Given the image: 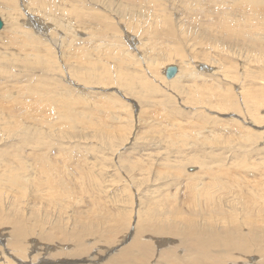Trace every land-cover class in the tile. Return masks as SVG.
<instances>
[{
    "label": "rangeland",
    "instance_id": "rangeland-1",
    "mask_svg": "<svg viewBox=\"0 0 264 264\" xmlns=\"http://www.w3.org/2000/svg\"><path fill=\"white\" fill-rule=\"evenodd\" d=\"M213 1L0 0V264H105L135 231L149 251L132 264H264V230L244 220L264 216V45L242 43L239 20H264V0ZM224 15L229 30L213 29ZM157 210L166 222L148 220Z\"/></svg>",
    "mask_w": 264,
    "mask_h": 264
},
{
    "label": "bare ground",
    "instance_id": "bare-ground-1",
    "mask_svg": "<svg viewBox=\"0 0 264 264\" xmlns=\"http://www.w3.org/2000/svg\"><path fill=\"white\" fill-rule=\"evenodd\" d=\"M183 1V0H182ZM197 1H199V0H197ZM204 1V0H203ZM221 1H226V0H219V1H213L217 6H219L220 8H222L223 6H222V3L223 2H221ZM229 2H231L233 5H234V3H238V4H241V3H244V5H242L240 8H239V10L240 9H244V10H246L247 8H248V6H246V5H249V4H252L251 2H246V1H248V0H243L244 2H240L239 3V0H228ZM241 1V0H240ZM134 2V1H133ZM201 2V1H200ZM226 3H227V1H226ZM225 2H224V4H226ZM237 6V5H236ZM225 8V7H224ZM223 9V8H222ZM221 9V10H222ZM232 9H235V8H232ZM224 11H225V9H224ZM236 11H238V10H236ZM221 12H223V11H221ZM3 13V12H2ZM44 14V13H43ZM240 14V16H241V19H239V20H242L243 22H245V24H247V26L245 27V28H243L242 29V34H240L241 35V41H242V43H244L245 45L247 44V46H250V47H252L253 48V50H255V52L257 53V52H259V51H261V50H258V48H261V49H263L262 48V45H264L263 44V41H264V32H261V23H259L260 22V19L261 18H257V15L255 16L256 17V19L254 20V17H253V15H254V13H252V14H249V13H246V12H243V13H239ZM256 14H257V12H256ZM250 17H253V20L250 18ZM259 17H260V15H259ZM34 18V17H33ZM219 18H221V19H219L220 21L217 23V24H215V25H213L212 24V28L213 29H219V24H221V23H223V26H222V24H221V26H222V29H223V31H226V30H229V28H230V26L232 25L231 24V19L233 18H231V17H226V15H224V16H222V17H219ZM238 19H233L232 21H234L235 23H236V20H238ZM19 20V19H18ZM40 20V19H39ZM248 20V21H247ZM262 20V19H261ZM212 21V20H211ZM246 21H247V23H246ZM263 22H264V20H262ZM42 22V21H41ZM262 22V23H263ZM43 23V22H42ZM234 23V24H235ZM239 23V22H238ZM36 25H37V23H36ZM43 24H41V26H42ZM48 25V24H47ZM235 25H237L238 26V24H235ZM235 25H234V28H235ZM45 26V24L43 25V27ZM240 26V25H239ZM40 27V26H39ZM226 27H228V29L226 28ZM233 27V26H232ZM203 28V27H202ZM202 28H201V30H202ZM208 28V27H207ZM210 28H211V26H210ZM234 28H233V30H232V28L230 29V31L231 32H233L234 33ZM42 29V28H41ZM37 30V29H36ZM47 30H49V29H47ZM53 30V29H52ZM18 31V30H17ZM38 31H40V30H38ZM205 31V30H204ZM20 32H22V31H20ZM41 32V31H40ZM216 32V31H215ZM227 32V31H226ZM26 33V32H25ZM217 33H218V31H217ZM229 33V32H228ZM232 33V34H233ZM44 34L46 35V33L44 32ZM48 34V33H47ZM224 34V33H223ZM245 34V35H244ZM23 36H25V34H23ZM202 36H204V35H202ZM226 36H227V34H226ZM230 36V35H229ZM229 36H227L228 37V39H229ZM231 36H233V35H231ZM234 36H235V34H234ZM1 38V37H0ZM25 38V37H24ZM23 37L22 38H19L20 40L22 39V41H23V39H24ZM29 39H31V37L29 38ZM207 39H209V38H207ZM221 39H222V37H221ZM227 39V40H228ZM211 40V39H210ZM236 40H237V38H236ZM12 41V40H11ZM24 41H26V39H24ZM232 41V40H231ZM238 41V40H237ZM236 41V42H237ZM2 42V41H1ZM33 42H35V41H33ZM6 44V43H5ZM12 44V43H11ZM238 44V43H237ZM240 44H241V42H240ZM9 47V46H8ZM37 47V46H36ZM231 49V48H230ZM5 50V49H4ZM252 50V51H253ZM264 51V50H263ZM254 52V53H255ZM247 53V52H246ZM256 53H255V55H256ZM252 54V53H251ZM255 55H253V56H255ZM263 54H261V56H262ZM257 57L259 58V59H261V57H260V53L259 54H257ZM255 58H256V56H255ZM256 62H260V60L258 61V59H254ZM262 60V59H261ZM10 64V63H9ZM230 64V63H229ZM257 65H258V63H256ZM215 65V64H214ZM224 65V64H223ZM169 66H171V67H174V66H172V65H167V67L165 68L164 67V69H163V77H164V75H166V70L168 69V68H170ZM262 66V65H261ZM229 67V66H228ZM175 69H176V73H175V76L173 77L174 79L175 78H177V77H179V72H180V70L179 69H177L176 67H175ZM221 69H223V68H221ZM231 71V70H230ZM228 72V71H227ZM245 73V72H244ZM224 74V73H223ZM223 74H222V76H223ZM227 74V73H226ZM225 74V75H226ZM5 76V75H4ZM221 76V77H222ZM227 76V75H226ZM247 76V75H246ZM207 77H209V76H207ZM219 77H220V75H219ZM248 77V76H247ZM173 78H171V79H168L167 77L165 78V80H167V81H173ZM223 79V78H222ZM223 81V80H222ZM230 81V80H229ZM245 82V81H244ZM254 82V81H253ZM233 83H235V81H233ZM214 85V84H213ZM233 85V84H232ZM239 85V84H238ZM246 85V84H245ZM254 85V84H253ZM210 86V85H209ZM216 86V85H215ZM226 86V85H225ZM236 86V85H235ZM202 88V87H201ZM215 88V87H214ZM244 88V87H243ZM249 88V87H248ZM257 88V87H256ZM206 89V88H205ZM222 90V89H221ZM252 90V89H251ZM190 91V90H189ZM210 91V90H209ZM211 91H212V89H211ZM223 91V90H222ZM221 91V92H222ZM191 92V91H190ZM213 92V91H212ZM220 92V91H219ZM218 92V93H219ZM218 93H216V94H218ZM235 93H237L238 94V92L237 91H235ZM235 93H234V95H235ZM236 94V95H237ZM256 95V94H255ZM193 96V95H192ZM212 96V95H211ZM217 96V95H216ZM238 97V96H237ZM241 98V97H240ZM206 99V98H205ZM191 100V99H190ZM216 100V99H215ZM193 101V100H192ZM258 101V100H257ZM199 102V101H198ZM202 102V101H201ZM211 102V101H210ZM258 102H260V101H258ZM263 102V101H262ZM192 103H194V102H192ZM195 103H196V101H195ZM218 103V102H217ZM220 103V102H219ZM257 103V102H256ZM181 104V103H180ZM237 106V105H236ZM259 106V105H258ZM180 107V106H179ZM191 107V106H190ZM238 108V107H237ZM198 109H199V107H198ZM206 110V109H205ZM256 111H257V109H255ZM254 110V111H255ZM259 110V109H258ZM207 111V110H206ZM233 111V110H232ZM242 111V110H241ZM255 111V112H256ZM213 112V111H212ZM244 112V111H243ZM242 112V113H243ZM253 112V111H252ZM263 112V111H262ZM216 113V112H215ZM230 113V112H229ZM253 115V114H252ZM250 116H251V114H250ZM255 116V115H254ZM220 118V117H219ZM234 118V117H233ZM246 120H247V118H246ZM246 122V121H245ZM249 123V122H248ZM224 124V123H223ZM222 124V125H223ZM256 124V123H255ZM254 125V124H253ZM256 125H258V124H256ZM248 127V126H247ZM251 127V126H250ZM249 127V128H250ZM214 128V127H213ZM232 128V127H231ZM232 129H234V128H232ZM239 129V128H238ZM254 129V128H253ZM212 131V130H211ZM217 131V130H216ZM212 133V132H211ZM215 134H216V132H214ZM227 135V134H226ZM228 136V135H227ZM240 136V135H239ZM212 137V136H211ZM216 137V136H215ZM205 139V138H204ZM219 139V138H218ZM216 140V139H215ZM228 140V139H227ZM232 140V139H231ZM129 141V140H128ZM220 141V140H219ZM252 141V140H251ZM204 143V142H203ZM237 143V142H236ZM256 143V142H255ZM231 147V146H230ZM227 154V153H226ZM229 157V156H228ZM42 160V159H41ZM40 160V161H41ZM46 163H48V162H46ZM257 163V162H256ZM43 164V163H42ZM38 165V164H37ZM45 165V164H44ZM49 165H50V163H49ZM248 165V164H247ZM39 166V165H38ZM48 166V165H47ZM53 166V165H52ZM190 166V165H189ZM196 166V165H195ZM42 167H43V165H42ZM49 167V166H48ZM46 169H43V175L45 174L46 175V179L44 180L45 182H48V183H53V179L51 178V177H49L50 175H49V171H47L48 169H47V167H45ZM50 168V167H49ZM233 168V167H232ZM37 169V168H36ZM39 169V168H38ZM40 169H41V167H40ZM185 169H187V168H185ZM42 171V170H41ZM236 171V170H235ZM51 172V171H50ZM238 172V171H237ZM49 175V176H48ZM217 179V178H216ZM15 181H16V179H14ZM8 181H11V180H8ZM7 182V181H6ZM8 183V182H7ZM10 183H12V181L10 182ZM11 185V184H10ZM34 185V184H33ZM43 185V184H42ZM48 185V184H47ZM44 186V185H43ZM12 187V186H11ZM10 187V188H11ZM14 187V186H13ZM49 188V187H48ZM50 190V189H49ZM52 191V190H51ZM53 192V191H52ZM54 193V192H53ZM48 194H49V191H48ZM51 194V193H50ZM59 194V193H58ZM54 195V194H53ZM192 195H196V194H192ZM192 195H191V197H192ZM47 196V195H46ZM45 196V197H46ZM52 196V195H51ZM50 196V197H51ZM58 196H60V195H58ZM48 197V196H47ZM56 198V197H55ZM55 198H53V200L55 199ZM173 198V197H172ZM194 198V197H193ZM170 199V198H169ZM197 199V198H196ZM56 200V199H55ZM245 200H247V199H245ZM164 202V201H163ZM170 202V201H169ZM52 203H53V201H52ZM165 203V202H164ZM171 203V202H170ZM208 204V203H207ZM49 205V204H48ZM165 205L167 206V204H164V207H165ZM171 205V204H170ZM169 205V206H170ZM177 205V204H176ZM192 205V204H191ZM247 207H248V204H245ZM197 206H199V205H197ZM178 207V206H177ZM190 207V206H189ZM247 207H245V209H247ZM100 208V207H99ZM167 208H169L168 206H167ZM167 208H165V211H166V209ZM171 208V207H170ZM176 208V207H175ZM199 209V208H198ZM100 209H98V211H99ZM102 210V209H101ZM169 210V209H168ZM206 210V209H205ZM216 210V209H215ZM214 210V211H215ZM248 210H249V207H248ZM250 210H251V208H250ZM164 211V210H163ZM204 211V210H203ZM244 211V210H243ZM96 212V211H95ZM100 212V211H99ZM193 212V211H192ZM201 212H202V210H201ZM206 212H207V210H206ZM216 212V211H215ZM246 212V211H245ZM251 212V211H250ZM144 213V212H143ZM157 213H158V215H157ZM172 213H173V211H172ZM97 214H98V212H97ZM101 214V213H100ZM155 214H156V219L160 222L161 220H164V219H162V218H160V214H159V211L157 210V212L155 213H153L152 211H150V212H147V216L148 215H152V217H153V215L155 216ZM182 214V213H181ZM195 214H196V212H195ZM208 214V213H207ZM210 215L208 216V218L207 219H209V221L211 222V224H212V222H214L215 224H218V227L219 228H221V225H223L224 226V228H228V226L232 223V222H234L233 220L228 224V223H226L225 222V219L223 218V219H217L218 217H216L215 218V216H213V214H211V213H209ZM242 214H244V213H242ZM247 214V217H249V218H247V219H245V217H244V220H247V221H250L251 223H249V224H247L246 226H248V227H250L249 229L247 228V230H249L250 232L251 231H255L256 233H258V232H263L262 230H264V216L262 217L261 216V218H259L258 220H255L254 218H251L250 216H248V213H246ZM250 214V213H249ZM252 214V213H251ZM107 215H109V214H107ZM107 215H105V216H107ZM141 215V214H140ZM145 215V214H144ZM165 215L167 216V213H165ZM174 216H179V213L178 214H176L175 215V213L173 214ZM189 215V214H188ZM199 215V214H198ZM198 215H197V217H198ZM245 215V214H244ZM95 216V220H96V222H98V223H102V224H104L103 222H105V221H111L112 222V218L111 217H109V216H107V217H105V218H107L105 221L103 220V219H101L100 220V216H96V214L94 215ZM111 216V215H110ZM162 216H164V215H162ZM169 216V215H168ZM173 216V217H174ZM119 217V216H118ZM137 217V216H136ZM140 217V216H139ZM150 217V216H149ZM172 217V219H174ZM196 217V218H197ZM101 218H103V217H101ZM121 218V217H120ZM159 218V219H158ZM163 218H165V217H163ZM169 218H170V216H169ZM175 218H177V217H175ZM188 217H184L183 215H182V219L183 220H186ZM203 218V217H202ZM153 220V219H155V217H153V218H148V220ZM228 220L229 219H231V218H227ZM238 219V218H237ZM80 220V219H79ZM94 220V221H95ZM103 220V221H102ZM182 220V221H183ZM119 221V220H118ZM169 220H167V222H168ZM171 221V220H170ZM178 221H179V219H178ZM187 221V220H186ZM191 221V220H190ZM206 221V220H205ZM246 221V222H247ZM111 222H109L108 224H110ZM144 222V221H143ZM164 222H166V220H164ZM163 222V223H164ZM185 222V221H184ZM195 222V221H194ZM193 222V223H194ZM204 222V221H203ZM245 222V221H244ZM107 223V222H106ZM106 223H105V225H106ZM149 223V222H148ZM176 223V222H175ZM175 223H174V226H175ZM179 223H181L182 224V222H179ZM188 223V222H187ZM209 223V222H208ZM236 223V222H235ZM248 223V222H247ZM255 223V225H253ZM107 224V225H108ZM136 224H137V221H135V226H133V229H135L136 228ZM147 224V223H146ZM203 224V223H202ZM201 224V225H202ZM259 224V225H258ZM141 225H143V224H141ZM144 225H145V223H144ZM165 225H166V223H165ZM168 225V224H167ZM166 225V226H167ZM184 225V224H183ZM187 225V224H186ZM149 226H150V223H149ZM169 226V225H168ZM182 226V225H181ZM198 226V225H197ZM139 227V226H138ZM176 227V226H175ZM140 228V227H139ZM144 227H142L141 229H143ZM179 228H181L182 230H183V228L182 227H179ZM178 228V229H179ZM246 228V227H245ZM157 229H161L160 231H162L163 232V234L164 233H167V227H163V226H161V227H157L156 228V230ZM227 230V229H226ZM140 231V230H139ZM204 231V230H203ZM179 232V231H178ZM14 233H15V235H16V237L14 238V240H13V243H15V244H17V243H19L20 242V240H19V236H21V235H23L24 233H23V229H20L19 227H18V225L16 226V228L14 227ZM160 232H158V234H159ZM181 233H182V231H181ZM188 233V235H189V237H188V242H189V244H188V251L190 250V247H193V249L192 250H190V255L191 256H195V257H197V259L199 258V259H204L206 256H207V254L209 255V252H208V247H207V245L205 246V242H203L202 241V232H198V230H193V231H191V232H187ZM228 233V231H226V234ZM132 234V235H131ZM130 235H129V240H128V243L127 244H125L126 246H124V247H122V248H120L119 249V247H118V249H116L115 250V252H109L108 250H107V252H108V254H106V252L103 254V255H105V257L104 258H106V260H105V264H132V262H134L135 260H133V258H132V253H135V254H138L139 255V258H138V261L140 260V262L141 261H143L144 259H145V255L147 254V252L149 251V249H148V247L149 246H147V245H145L144 243H143V241H142V234H144L143 233V231H140V232H138V231H135V232H132ZM172 234V233H171ZM29 236V235H28ZM131 236H132V238H131ZM31 237V236H30ZM146 237H149V236H146ZM33 240V239H32ZM108 240V239H107ZM114 240V239H113ZM257 242H263L264 243V234H262V235H260V236H258L257 237ZM147 241V240H146ZM79 242H83L82 243V245H84L85 244V242H84V239H82L81 241H79ZM87 242H89V241H87ZM93 242V241H92ZM184 242V241H183ZM183 242H182V244H183ZM211 246H214L215 244H217V243H219V242H221V241H214V239H213V241H212V239H211ZM222 243V242H221ZM249 243H252V246H254V245H256L254 242H252V241H249ZM227 246H231V245H233L234 243L231 241V240H229V239H227L226 240V243H225ZM87 245V244H86ZM86 245H85V247H86ZM28 246V245H27ZM117 246V245H116ZM83 247V246H82ZM88 247V246H87ZM244 247L248 250V248H247V245H244ZM29 248H30V246H29ZM29 248H27L26 246L25 247H23V250H22V248L19 250V252L17 253V254H22L23 255V253L26 255V257H25V259H28L27 258V253H28V250H29ZM81 248V247H80ZM79 248V249H80ZM106 248V247H105ZM187 248V247H186ZM73 250V249H72ZM87 250V249H86ZM88 250H90V248L88 249ZM88 250H87V252H86V254L87 253H89L88 252ZM15 251V250H14ZM67 251H69V250H62L61 251V253L62 254H64V253H66ZM99 251V250H98ZM104 251V250H103ZM259 251L260 252H258V251H256V252H258L259 254H261L263 251H264V247H261L260 249H259ZM55 252V251H54ZM2 253V252H1ZM45 253V252H44ZM250 252H248V254H249ZM68 254V253H67ZM66 254V255H67ZM83 254H84V252H83ZM115 254H116V256H115ZM118 254V255H117ZM36 256L37 255H35V257L33 256L32 258H31V261L30 260H28V261H30L32 264H34V263H36L35 261H36ZM144 256V257H143ZM250 255H248V257H247V261H250L251 259H249L250 257H249ZM22 257V256H21ZM51 257H52V254H51ZM53 257H54V259H57L54 255H53ZM52 257V258H53ZM116 257V258H115ZM140 257H143V258H140ZM23 258V257H22ZM22 258H20V259H22ZM38 258V257H37ZM188 258V257H187ZM261 258V257H260ZM264 258V257H263ZM33 259L35 260L34 262H33ZM113 259V260H112ZM196 259V260H197ZM256 259V258H255ZM94 260H96V259H92V261L91 262H93ZM1 261V260H0ZM21 261H23L22 262V264H26L25 262H28L27 260H21ZM173 260H169V262H172ZM195 261V260H194ZM252 261V260H251ZM196 262V261H195ZM30 263V264H31ZM94 263V262H93ZM29 264V263H28ZM37 264V263H36ZM73 264V263H72ZM79 264H85L84 262H81V263H79ZM174 264H184V262H179V261H176V262H174ZM251 264V263H250Z\"/></svg>",
    "mask_w": 264,
    "mask_h": 264
},
{
    "label": "water",
    "instance_id": "water-1",
    "mask_svg": "<svg viewBox=\"0 0 264 264\" xmlns=\"http://www.w3.org/2000/svg\"><path fill=\"white\" fill-rule=\"evenodd\" d=\"M2 27H3V23H2V21L0 19V30L2 29ZM175 73H176L175 67H170V68H168L166 70V77L168 79H171V78H173L175 76Z\"/></svg>",
    "mask_w": 264,
    "mask_h": 264
}]
</instances>
